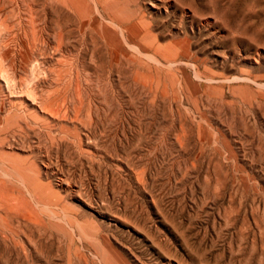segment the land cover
<instances>
[{
  "label": "rangeland",
  "instance_id": "1",
  "mask_svg": "<svg viewBox=\"0 0 264 264\" xmlns=\"http://www.w3.org/2000/svg\"><path fill=\"white\" fill-rule=\"evenodd\" d=\"M0 264H264V0H0Z\"/></svg>",
  "mask_w": 264,
  "mask_h": 264
},
{
  "label": "bare ground",
  "instance_id": "2",
  "mask_svg": "<svg viewBox=\"0 0 264 264\" xmlns=\"http://www.w3.org/2000/svg\"><path fill=\"white\" fill-rule=\"evenodd\" d=\"M101 1V0H100ZM112 1H114V0H112ZM18 6V5H17ZM31 12V11H30ZM19 18V17H18ZM39 22V21H38ZM32 25V24H31ZM20 26V25H19ZM41 28V27H40ZM26 31V30H25ZM38 31V30H37ZM41 31V30H40ZM18 32H20V31H18ZM23 33V32H22ZM26 33V32H25ZM21 35V34H20ZM17 38V37H16ZM44 38V37H43ZM23 39V38H22ZM47 40V39H46ZM35 42V41H34ZM27 44V43H26ZM33 47V46H32ZM20 48V47H19ZM28 48V47H27ZM34 48V47H33ZM39 48V47H38ZM37 49V48H36ZM32 51V50H31ZM41 51V50H40ZM31 53V52H30ZM29 61V60H28ZM33 63V62H32ZM27 65V64H26ZM41 99V98H40ZM43 100H44V98H43ZM44 110V109H43ZM45 112V111H44ZM46 113V112H45Z\"/></svg>",
  "mask_w": 264,
  "mask_h": 264
}]
</instances>
